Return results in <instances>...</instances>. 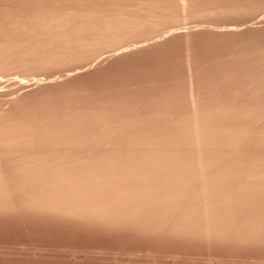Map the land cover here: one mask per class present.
Segmentation results:
<instances>
[{
	"label": "bare ground",
	"instance_id": "obj_1",
	"mask_svg": "<svg viewBox=\"0 0 264 264\" xmlns=\"http://www.w3.org/2000/svg\"><path fill=\"white\" fill-rule=\"evenodd\" d=\"M253 20L264 0H0V216L228 235L264 201V42L204 61L187 34L180 83L178 67L121 84L80 70L189 26L243 36Z\"/></svg>",
	"mask_w": 264,
	"mask_h": 264
},
{
	"label": "rangeland",
	"instance_id": "obj_2",
	"mask_svg": "<svg viewBox=\"0 0 264 264\" xmlns=\"http://www.w3.org/2000/svg\"><path fill=\"white\" fill-rule=\"evenodd\" d=\"M224 21L225 24L238 22L232 19ZM248 25L250 26L249 29L254 33L246 29L243 36L242 33H240V35L238 34L235 37H229L231 40L227 36L218 37L207 33L205 29L207 28L206 26H203L204 28L199 26L198 29H193L189 26L190 28L180 29V33L175 36L169 37V34H167L168 36L164 35L165 40L150 45L126 57L108 60L98 66H90L80 70L81 72L83 71L81 75H84L82 77L84 80L87 78L86 81H89V84L93 82H106L108 81L106 79L111 80V78L113 81H116L114 84H117L124 79V76H121L122 80H120L121 78H119V75H125V78L131 75V78L143 79L147 75H155L158 72H160L161 74L159 75H162L164 78H161V80H165L166 78V80L169 81L168 79L173 75L174 71L179 72L177 69L174 70L175 67L180 68L181 77L186 73V67L184 66L186 51L183 50H186L187 47V34L189 35V42H191V45L197 48L202 57L204 56V61H210V59L222 54V52L226 54V52L231 53L236 51V49L238 50V47L234 44V41L238 38H247L249 37L248 35L251 34L252 36L247 38L248 40H245V38L241 40L238 39L239 41L245 42L244 44L247 46H250L251 41L257 43L259 39L264 42V22L253 20ZM187 29H189V32ZM245 32L247 33L245 34ZM248 32L250 33L248 34ZM255 34L257 38L253 36ZM225 42L230 46L225 45ZM226 49H229V51ZM102 64L104 66H102ZM126 66H128V68H126ZM146 66L148 67L146 68ZM150 66H152V69L150 68L152 71L149 69ZM156 66L159 67L157 70ZM118 70H120V72ZM155 70L157 73H155ZM58 72L60 73L57 74V76L63 75L62 73H64V75L67 73L65 70H60ZM88 75L90 78H88ZM180 75L178 78L175 77L177 80L179 79L178 83L182 82L181 80L183 79ZM151 77L154 78L155 76L152 75ZM172 77L174 79V76ZM149 78L150 77H148V80H150ZM59 79L66 80L67 77L63 76ZM154 79H156V77ZM176 79L175 82L173 81L171 83H176ZM110 80L109 82H111ZM136 81L138 80L136 79ZM141 81L144 82V80ZM109 82L106 83L108 84ZM122 82H120V84ZM11 217L0 216V264H41V262L42 264H264V201L254 203L252 206L239 210L234 216L235 221H233L230 226V233L225 236L211 235V239L204 236L199 227H191L183 233L174 234L133 228H98L96 226L91 227L92 225L88 224H83L82 226V223L77 222H73V224H71V222L69 225V221L52 220L50 218L37 216H20L19 218V216L12 215ZM13 217L15 218L13 219ZM25 218H28V220ZM17 219L20 220H18L20 223L17 222ZM238 221L241 223L239 224ZM80 224L81 228H79ZM54 229L55 231H53ZM103 230L104 232H102ZM70 232L74 233L71 234ZM101 235L107 236L101 237ZM110 236L112 238H110ZM135 240H138L139 243Z\"/></svg>",
	"mask_w": 264,
	"mask_h": 264
}]
</instances>
